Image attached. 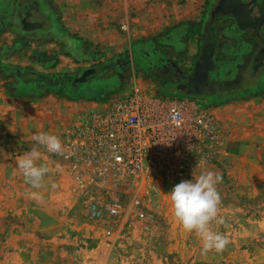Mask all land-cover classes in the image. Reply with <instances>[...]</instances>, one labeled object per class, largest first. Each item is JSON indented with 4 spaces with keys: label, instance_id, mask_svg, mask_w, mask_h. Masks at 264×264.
Returning a JSON list of instances; mask_svg holds the SVG:
<instances>
[{
    "label": "crops",
    "instance_id": "crops-1",
    "mask_svg": "<svg viewBox=\"0 0 264 264\" xmlns=\"http://www.w3.org/2000/svg\"><path fill=\"white\" fill-rule=\"evenodd\" d=\"M4 1L0 0V175L15 178L21 191H33L15 162L35 146L40 152L37 163L49 168L38 190L42 195L48 192V200L38 202L37 218H48L49 209L56 222L64 220L67 209L61 182L64 159L36 145L32 134L45 131L62 142L61 133L76 116L132 88L176 89L192 73L208 41L215 44V69L219 62L225 64L222 56L234 55L232 48L245 50L247 61L239 60L244 66L264 49V0H31L18 12L17 21L11 11L5 12ZM22 15L27 20L21 22ZM107 53L120 57L130 71L124 68L121 84L97 100L69 98L65 88L25 85L21 80L22 72L29 70L66 77V84L106 62ZM251 79L247 92L213 112L240 144L242 160L258 164L255 175H264V56Z\"/></svg>",
    "mask_w": 264,
    "mask_h": 264
},
{
    "label": "rangeland",
    "instance_id": "rangeland-1",
    "mask_svg": "<svg viewBox=\"0 0 264 264\" xmlns=\"http://www.w3.org/2000/svg\"><path fill=\"white\" fill-rule=\"evenodd\" d=\"M29 1L5 0V12L11 11L12 20L17 21L18 12L25 11ZM19 19L27 20L24 15ZM230 50L234 55L222 56L225 64L219 62L209 73L212 90L199 89L193 95L175 88L139 89L164 100L190 99L215 122L216 139L198 143L175 174L118 179L86 162L75 165L64 160L61 182L67 209L62 222H56L49 209L48 218H37L40 205L29 198L32 190L21 191L15 178L0 175V264H264V175H255L258 164L242 160L240 144L229 137L227 127L213 112L216 106L238 99L253 84L249 65L239 63L248 58L245 50ZM107 54L106 62L96 64L92 78L88 76L77 92L65 90L69 98L97 100L121 84L122 70L128 68L120 57ZM205 170L222 176L217 185L221 198L217 216L225 222L214 229L228 244L219 253L202 254L199 237L175 221L166 197L175 184ZM48 194H43L44 201ZM113 204L117 212L110 214L106 207Z\"/></svg>",
    "mask_w": 264,
    "mask_h": 264
},
{
    "label": "built area",
    "instance_id": "built-area-1",
    "mask_svg": "<svg viewBox=\"0 0 264 264\" xmlns=\"http://www.w3.org/2000/svg\"><path fill=\"white\" fill-rule=\"evenodd\" d=\"M215 128L214 120L190 99L164 100L132 88L76 116L61 133L63 153L55 154L118 179L167 176L177 172L198 143L216 139ZM106 211L115 214L117 205Z\"/></svg>",
    "mask_w": 264,
    "mask_h": 264
},
{
    "label": "clouds",
    "instance_id": "clouds-1",
    "mask_svg": "<svg viewBox=\"0 0 264 264\" xmlns=\"http://www.w3.org/2000/svg\"><path fill=\"white\" fill-rule=\"evenodd\" d=\"M31 139L49 153L61 154L64 151L57 135L40 131L32 134ZM39 159L40 152L34 146L18 156L15 168L22 175L24 182L33 189L28 193L29 198L43 202L44 196L38 190L42 189L49 168L43 163L38 164ZM221 181L222 176L219 173L205 170L175 184L166 193L173 218L186 232H193L199 237L202 254L209 250L219 253L228 244L227 238L214 229V225H222L225 222L223 217L217 216L221 202L217 185ZM51 187L55 188L56 185L52 184Z\"/></svg>",
    "mask_w": 264,
    "mask_h": 264
},
{
    "label": "water",
    "instance_id": "water-1",
    "mask_svg": "<svg viewBox=\"0 0 264 264\" xmlns=\"http://www.w3.org/2000/svg\"><path fill=\"white\" fill-rule=\"evenodd\" d=\"M25 25H30L26 22ZM214 42H206L202 45L200 50V55L198 57V62L194 64L192 73L187 77L186 83L179 86L180 90H184L186 93L198 95L200 87L209 88V73L214 71V66L212 65L214 56ZM264 56V49L261 48L249 65L252 71H255L261 64ZM94 72L93 69L86 70L82 73L80 77H77L73 84H83L86 82V78Z\"/></svg>",
    "mask_w": 264,
    "mask_h": 264
},
{
    "label": "trees",
    "instance_id": "trees-1",
    "mask_svg": "<svg viewBox=\"0 0 264 264\" xmlns=\"http://www.w3.org/2000/svg\"><path fill=\"white\" fill-rule=\"evenodd\" d=\"M91 75V74H90ZM89 75V76H90ZM90 78H92L90 76ZM89 78V79H90ZM76 78H69L67 79L68 83H64L66 80V77H53V76H48V75H43L35 72H31L29 70L23 71L21 75V80L23 84L25 85H32V84H37V85H45V86H50L52 88L58 89V88H65L66 90L69 88L71 92L75 93L81 86V84H73V81Z\"/></svg>",
    "mask_w": 264,
    "mask_h": 264
},
{
    "label": "flooded vegetation",
    "instance_id": "flooded-vegetation-1",
    "mask_svg": "<svg viewBox=\"0 0 264 264\" xmlns=\"http://www.w3.org/2000/svg\"><path fill=\"white\" fill-rule=\"evenodd\" d=\"M253 55L255 56V53H254ZM254 56H253V57H254ZM212 79H213V78H211L210 81H209L210 87L207 88L208 91H209V90H212V89H211ZM184 83H186V81H185ZM184 83L179 84L178 87L181 86V85H183ZM178 87H176V89H177V90H180L181 88H178ZM201 90H206V88H205V87H200V91H201Z\"/></svg>",
    "mask_w": 264,
    "mask_h": 264
}]
</instances>
